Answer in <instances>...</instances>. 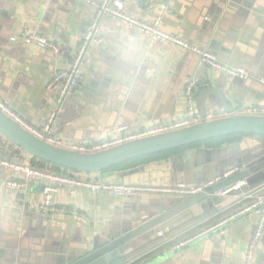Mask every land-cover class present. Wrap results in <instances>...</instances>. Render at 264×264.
<instances>
[{
    "label": "crops",
    "instance_id": "0c3cea01",
    "mask_svg": "<svg viewBox=\"0 0 264 264\" xmlns=\"http://www.w3.org/2000/svg\"><path fill=\"white\" fill-rule=\"evenodd\" d=\"M92 1L97 0H0V99L34 127H41L51 112L55 91H49L47 84L56 72L69 68L92 17ZM122 1L127 15L149 23L161 14L160 4L168 2L163 32L209 49L223 65L247 69L250 79L231 81L200 67L190 53L151 44L145 36L107 21L103 42L91 48L80 86L65 101L55 124V136L65 147L111 138L117 125L137 131L181 118L186 110L185 87L190 83H194L197 111L210 118L227 116L216 94L235 114L248 106L264 107V0ZM26 31L44 35L59 46V53L11 40ZM255 156L264 157V141L243 137L219 147L202 144L127 172L80 176L149 187L200 185ZM2 158L31 165V157L4 137L0 138ZM10 177L0 168V264H61L91 249L94 238L106 241L184 200L159 192L125 199L105 192L61 190L54 202L66 212L46 214L40 210L42 185L12 189L6 185ZM259 193H264V178L221 200L209 198L191 207L137 238L122 264H244L256 222L251 215L230 221L223 234L213 232L181 250L173 251L171 245ZM158 231L163 237L157 236ZM255 264H264V229Z\"/></svg>",
    "mask_w": 264,
    "mask_h": 264
},
{
    "label": "built area",
    "instance_id": "2783aa9c",
    "mask_svg": "<svg viewBox=\"0 0 264 264\" xmlns=\"http://www.w3.org/2000/svg\"><path fill=\"white\" fill-rule=\"evenodd\" d=\"M147 2L149 4H158L160 0H147ZM89 4L93 7V14L86 24L81 39L76 46L69 68L56 72L47 84V89L49 91H55V96L53 98L51 112L46 122L41 127H34L20 118L0 99V111L2 113L7 115L27 132L47 144L67 148L79 153H98L126 142L190 127L207 121V119L210 118V116L197 111L193 96L194 83H190L185 87L186 110L184 116L181 118L137 131H131L127 125H117L112 129L113 136L111 138L99 140L89 145L74 143L65 147L62 140L55 136V124L59 119L65 101L72 96L80 86L82 81V67L90 57L91 48L103 42V27L107 21L114 22L145 36L151 44L171 45L183 52L190 53L196 57L197 64L200 67L213 69L226 75L230 79H239L242 81L250 79L251 73H249L247 69L243 67L231 68L223 65L209 49L189 44L187 41L177 36L163 32L161 30V25L163 23V15L169 11L168 2H162L160 4L161 14L150 23L127 15L124 12L125 4L122 0H97ZM11 40L23 45H35L41 49H47L54 54H58L60 51L59 46L53 41L36 32L26 31L21 33L18 37H13ZM238 115L264 117V107L248 106L241 109ZM0 138L2 137L0 136ZM0 168L10 173L11 177L7 180L6 185L12 189H26L32 183L41 184L42 199L40 210L46 214L66 212L65 209H58L54 202V197L61 190L69 194H73L79 189L89 191L93 194L105 192L112 196L125 199L134 198L145 193L159 192L170 194L181 199H187L191 196L203 193L205 188L212 186L220 180V178H217L200 185L175 183L168 187H149L83 178L78 175V173H58L51 165L41 169L30 164L0 159ZM236 171L237 169H232L228 171L224 177ZM244 185L245 183L241 181L234 184L232 187L219 191L216 195L220 197L230 196L231 193L240 191ZM245 215L255 217L256 222L254 231L247 245L244 264H255L256 250L264 229V193L254 195L246 205L224 215L212 225L174 241L171 245V249L173 251L181 250L197 239L213 234V232L216 231L223 234L230 221ZM163 235L164 233L162 231L157 232L158 237H163Z\"/></svg>",
    "mask_w": 264,
    "mask_h": 264
},
{
    "label": "water",
    "instance_id": "95a60500",
    "mask_svg": "<svg viewBox=\"0 0 264 264\" xmlns=\"http://www.w3.org/2000/svg\"><path fill=\"white\" fill-rule=\"evenodd\" d=\"M237 80L239 79H231V81ZM216 95L227 116L212 121H204L183 129L126 142L98 153H79L47 144L27 132L1 111L0 135L31 158L64 170L86 174L104 172L136 159L182 149L226 136L243 134L246 138H264V117L235 114L224 98L219 94ZM233 168L237 169L235 173L224 177L225 173L232 170V168L220 173L218 177L220 180L205 188L203 193L184 199L172 208L141 221L138 225L125 228L116 235L107 238L106 241L94 238L91 249H85V252L79 256L71 255L61 264L117 263L124 259L126 252L131 249L137 238L158 230L173 218L187 212L195 205L202 204L209 198L211 201L212 198L216 201L223 199V197L216 194L221 190L232 187L239 181H243L245 183L243 188H246L252 185L255 180L263 179L264 157L257 159V156H255L248 163L245 161V165L241 162ZM256 173L260 175L252 177Z\"/></svg>",
    "mask_w": 264,
    "mask_h": 264
},
{
    "label": "trees",
    "instance_id": "16d2710c",
    "mask_svg": "<svg viewBox=\"0 0 264 264\" xmlns=\"http://www.w3.org/2000/svg\"><path fill=\"white\" fill-rule=\"evenodd\" d=\"M218 118H221V117H218ZM214 119H217V118H208L207 121H212ZM1 137H3V136H1ZM243 137H245V135L237 134V135H231V136H226V137H223V138L214 139V140H211V141L195 144V145H192V146H189V147H185V148H182V149L169 151V152H164V153H160V154H156V155H152V156H147V157H143V158H140V159H136L134 161L119 165L117 167L111 168L109 170H106V171L100 172V173L127 172V171H130V170H134L135 168H137V167H139V166H141V165H143V164H145L147 162H150L152 160L167 159V158H170L171 156H173V155H175V154H177L179 152H182L184 150L191 149V148H194V147H198L199 145H202V144H206V145H209V146L213 145V146L219 147V146H221L223 144H226V143L236 142V141H238L239 139H241ZM257 138L261 139L262 141H264V138H262V137H257ZM31 165L34 166V167H38V168L44 169L49 164H47V163H45L43 161H39L37 159L31 158ZM52 167L58 173H62V172L63 173H65V172L66 173H77V172L64 170V169H61V168L56 167V166H52ZM123 260L124 259L118 261L115 264H122Z\"/></svg>",
    "mask_w": 264,
    "mask_h": 264
},
{
    "label": "rangeland",
    "instance_id": "374dc122",
    "mask_svg": "<svg viewBox=\"0 0 264 264\" xmlns=\"http://www.w3.org/2000/svg\"><path fill=\"white\" fill-rule=\"evenodd\" d=\"M80 174H82L83 175V173H78V175H80ZM84 174H86V173H84ZM92 174V173H91Z\"/></svg>",
    "mask_w": 264,
    "mask_h": 264
}]
</instances>
